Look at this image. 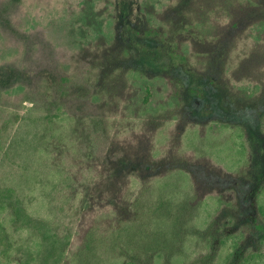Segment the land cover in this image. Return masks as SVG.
I'll return each instance as SVG.
<instances>
[{"label": "rangeland", "instance_id": "1", "mask_svg": "<svg viewBox=\"0 0 264 264\" xmlns=\"http://www.w3.org/2000/svg\"><path fill=\"white\" fill-rule=\"evenodd\" d=\"M129 2L0 0V264H264V0Z\"/></svg>", "mask_w": 264, "mask_h": 264}, {"label": "trees", "instance_id": "2", "mask_svg": "<svg viewBox=\"0 0 264 264\" xmlns=\"http://www.w3.org/2000/svg\"><path fill=\"white\" fill-rule=\"evenodd\" d=\"M130 0H118V13L120 14L121 17L126 16V13H130L129 15H135V5L134 2H129ZM44 49V48H43ZM39 52H41V50H38ZM52 59V58H51ZM28 70L26 69H21L19 72H15V70L11 67H8L6 70L4 68H0V91L2 93H5V88L8 87L10 85L11 82H13L15 79V81H18L21 85L22 88H24V83L26 81L29 82L31 81V77L28 76ZM50 71L47 70V68H42V70L39 71L38 73V77L42 80V81H50L51 78H53L50 74ZM18 77V78H16ZM1 79H5V81H2ZM61 79V78H60ZM53 81H55L54 79H52ZM59 81V80H58ZM32 82V81H31ZM54 83V82H53ZM53 83H50V85H53ZM69 92V91H68ZM240 98H242L240 96ZM254 257L250 256V258H248L247 260L243 261L244 264H250L251 261H253Z\"/></svg>", "mask_w": 264, "mask_h": 264}]
</instances>
